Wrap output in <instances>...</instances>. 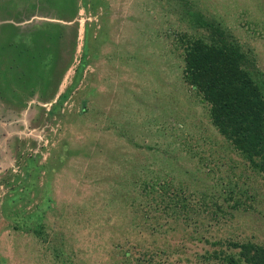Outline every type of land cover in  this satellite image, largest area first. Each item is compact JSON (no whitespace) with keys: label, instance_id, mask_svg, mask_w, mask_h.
<instances>
[{"label":"rangeland","instance_id":"obj_1","mask_svg":"<svg viewBox=\"0 0 264 264\" xmlns=\"http://www.w3.org/2000/svg\"><path fill=\"white\" fill-rule=\"evenodd\" d=\"M219 25L264 81V0H0V264H230L264 173L184 78ZM12 133L3 138V127Z\"/></svg>","mask_w":264,"mask_h":264},{"label":"trees","instance_id":"obj_2","mask_svg":"<svg viewBox=\"0 0 264 264\" xmlns=\"http://www.w3.org/2000/svg\"><path fill=\"white\" fill-rule=\"evenodd\" d=\"M211 40L190 38L184 49V78L210 104V118L218 130L258 170L264 173V81L249 69L251 59L219 25ZM230 264H264V246L251 241L235 245Z\"/></svg>","mask_w":264,"mask_h":264},{"label":"crops","instance_id":"obj_3","mask_svg":"<svg viewBox=\"0 0 264 264\" xmlns=\"http://www.w3.org/2000/svg\"><path fill=\"white\" fill-rule=\"evenodd\" d=\"M1 129H2V133H3V138H5L6 136H8L10 133L13 132V130H11V128L9 126L3 127Z\"/></svg>","mask_w":264,"mask_h":264}]
</instances>
